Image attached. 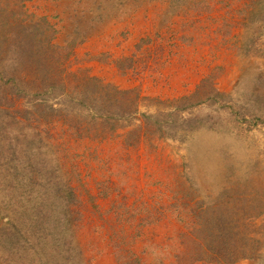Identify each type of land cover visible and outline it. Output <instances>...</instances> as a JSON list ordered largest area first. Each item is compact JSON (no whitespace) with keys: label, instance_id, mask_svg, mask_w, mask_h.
Wrapping results in <instances>:
<instances>
[{"label":"rangeland","instance_id":"obj_1","mask_svg":"<svg viewBox=\"0 0 264 264\" xmlns=\"http://www.w3.org/2000/svg\"><path fill=\"white\" fill-rule=\"evenodd\" d=\"M1 12L3 43L34 22L49 60L59 45L69 96L0 103V264H227L201 253L216 221L256 239L234 264H264V0H0ZM95 96L134 112L104 129ZM149 114L164 136L144 128Z\"/></svg>","mask_w":264,"mask_h":264},{"label":"trees","instance_id":"obj_2","mask_svg":"<svg viewBox=\"0 0 264 264\" xmlns=\"http://www.w3.org/2000/svg\"><path fill=\"white\" fill-rule=\"evenodd\" d=\"M1 15H3L2 12L0 13V16ZM33 23L28 25L20 23L15 25L14 37L17 38L18 41L3 43L0 37L1 104L7 103V101L12 98L29 99L30 101L36 100L43 92L40 87L51 89V91L60 88L62 92L69 96L66 91V73H62V68L59 69L57 73L55 72L56 70L52 68L61 48H58L59 45L54 47L52 49V59L49 60L47 48L42 50L44 45L35 35H38V30L36 31V29H38V24ZM7 31H9V29H7ZM22 33L23 35L19 37L18 35ZM5 44H12L16 49L15 61L13 65L9 66V76H5L4 70L2 69L5 61L4 56L7 53ZM59 62H61V58H59L58 63ZM39 79L40 81H44V83L39 82ZM91 80L97 81L95 78H91ZM113 90L116 94H120L117 89ZM43 93L45 94V92ZM80 94L81 91L77 92V97L79 99ZM88 101L90 104H88L86 108H88V113L91 115L92 122L98 123L102 125L104 129L110 131L115 130L118 125H122L120 124L122 121L121 118L124 117L126 113L129 115L134 112L128 107L120 108L112 106L114 108H111V106H108L98 96L88 97ZM50 109L54 111L57 116H62L60 109L55 110L52 105H50ZM158 116L159 115L150 114L144 115L143 126L145 129L150 128L151 131H154L156 134L164 136L168 128L161 124ZM216 222L215 238L212 240L214 244L209 246L206 244V247L201 249L204 259L234 264L239 260L249 259V257L255 253L252 242H255L256 239L252 236V232L249 234H243L241 231L231 232V227L227 228L224 222ZM247 229H249L248 226ZM203 240L207 243L210 239L204 237Z\"/></svg>","mask_w":264,"mask_h":264}]
</instances>
